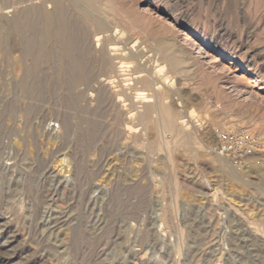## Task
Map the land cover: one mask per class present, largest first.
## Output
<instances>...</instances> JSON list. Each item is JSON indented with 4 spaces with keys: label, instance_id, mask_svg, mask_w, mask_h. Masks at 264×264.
<instances>
[{
    "label": "rangeland",
    "instance_id": "1",
    "mask_svg": "<svg viewBox=\"0 0 264 264\" xmlns=\"http://www.w3.org/2000/svg\"><path fill=\"white\" fill-rule=\"evenodd\" d=\"M113 1L146 57L167 41L187 60L182 75L156 70L179 93L187 151L168 129L139 123L145 103L130 90L136 110L114 103L130 76L79 84L57 47L25 91L35 61L19 12L56 4L0 0V264H264V146L240 172L215 134L241 125L264 141L256 0ZM128 57L125 73L136 66Z\"/></svg>",
    "mask_w": 264,
    "mask_h": 264
},
{
    "label": "bare ground",
    "instance_id": "2",
    "mask_svg": "<svg viewBox=\"0 0 264 264\" xmlns=\"http://www.w3.org/2000/svg\"><path fill=\"white\" fill-rule=\"evenodd\" d=\"M34 1H37V0H34ZM42 1L43 0H41V3ZM100 1L101 0H54L56 4L54 5L55 9L54 10L52 9L53 11L45 12L42 10L39 11L37 7H36L37 10H36L34 8L35 5L32 4L33 2L32 0L31 2L32 6H31L30 11L28 10L29 8H27L26 10L28 11L26 13L25 12L22 13L23 11L21 13L19 12L20 16H18L17 20L20 19L22 21L21 23L24 24L25 28L31 27L30 28L31 35L28 40V41H31L30 42L31 47H29L28 45H26V47L27 46L29 47V50H30L29 52H31V54L33 55L34 61H35V64L33 66L31 64L32 68L30 70L28 68L29 72H28V76H26L27 79L25 80V84L23 88L26 89L25 91L30 89L31 82H32L31 77L34 76V70H36L35 69L36 65L43 58L46 60V62L52 61L53 59V54H52L53 49L52 48L57 47L58 49L57 51L61 53L59 55H62V61H63L65 68H67L68 71H71L72 73L71 79L74 82L76 81L77 83L79 82L85 83L87 81L89 82L90 80L93 81L95 79L97 81V79L102 76H107L106 79L108 80L109 79L113 80L115 79V77L130 76V78L123 79L124 81H129L130 83L124 84V87L121 85V82L119 85H117V87H120L121 89L118 88V91L116 90L114 91L113 93L114 100H115L114 103H118L120 101L123 103V102H126L125 99H128V100H131L132 102L131 108L129 111L132 112L136 110L137 108L135 109V104L133 103L134 98L132 94L128 93V91L130 90L131 93L132 92L134 93L136 102L138 101V102L145 103L143 111L141 110L142 113H138V119L140 121L139 123L143 124L144 126L147 125L152 128H161L162 126L168 129L169 131H171V133L175 134V139L177 143L179 144V146H181L182 148L185 147V150L187 151L190 136H188L187 134H184L178 126V119H181L180 116L182 114V111L177 107V105L175 104L176 102L173 101L174 95L179 94V93L177 90L167 86V81H165L163 74H160L159 76L156 73L157 68H159L163 72L165 68L169 66L170 71L177 72L182 75L188 71L187 70L188 67L186 65L187 60L184 58V56L181 55V53H178V50H176L172 44L168 43L167 41H159L161 42L159 43L160 47L158 46L159 48H154L153 51H155V53L152 55V57L150 56L146 57L149 54L150 50L149 52H147L148 49L146 48L144 49V47L139 48V46H137L138 41L136 40L137 37L134 36L135 32L130 31L131 34L127 32L128 29L125 28V25L127 24V22L125 24L123 23V20L119 18V16L116 13V11L118 10L114 9L113 4L111 3V0H104L106 3L105 9L100 7ZM41 3H39V6ZM255 5H256L255 12H257L256 17L258 18L257 20L262 22V25L260 26V28L264 30V0H256ZM245 7L246 5L244 2V4L242 5V9H241L242 13H244L243 11H245L246 13V10H244ZM15 11L17 10L15 9ZM124 19H125V16H124ZM17 24L19 23H16L15 25ZM20 25L23 26L22 24ZM140 44H143V43H140ZM149 46L150 45H148V47ZM78 49L81 51V54H82L81 56H80V53H78L79 56L77 55V53H75V51H77ZM56 55L58 54L56 53ZM126 56H129L128 59H133L136 64L134 70H130L131 71L130 73H125L126 71H128L126 68L128 67L126 65L127 64L126 63L127 59L125 58ZM58 57L60 58V56ZM116 59H119L118 64L120 65H119V70H117L118 72H120L119 74H116V72H114L115 71L114 66L115 64H117V63H114L117 61ZM148 63H150V65H148ZM55 64H57L56 60H55ZM38 67H40V65ZM36 73L37 72L35 71V74ZM63 80L64 79H62V81ZM67 81L68 80H66V82ZM105 83L107 82L105 81ZM58 84L62 85V83H58ZM71 84H73V82ZM106 85H109V84H106ZM104 86H105L104 83L103 85L101 84V87L105 88ZM61 89H63L62 86H61ZM32 90H29V91H32ZM106 90H108L107 86H106ZM111 93L112 92L110 91L109 94ZM102 98L104 97L102 96ZM116 100L118 102H116ZM118 104L119 106H121L120 103ZM100 108L102 107L100 106ZM98 109H99V106H98ZM110 110H112V108ZM112 111H110V113H112ZM123 116H125V114L122 115V117ZM113 118L115 117L113 116ZM120 121H123V120H120ZM124 123L121 122V124L123 125ZM113 126L115 125H112V127ZM161 142H159L158 140L159 144H161ZM168 148H171V146L169 145ZM223 158H222V161H220L221 165L225 164L226 162L225 159L227 160V158L225 159Z\"/></svg>",
    "mask_w": 264,
    "mask_h": 264
},
{
    "label": "built area",
    "instance_id": "3",
    "mask_svg": "<svg viewBox=\"0 0 264 264\" xmlns=\"http://www.w3.org/2000/svg\"><path fill=\"white\" fill-rule=\"evenodd\" d=\"M216 149L227 158L231 166L243 172L251 160L262 152L264 141L261 135L249 128L236 125L226 129H215Z\"/></svg>",
    "mask_w": 264,
    "mask_h": 264
}]
</instances>
